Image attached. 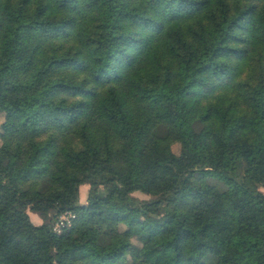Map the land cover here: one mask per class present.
<instances>
[{
    "label": "trees",
    "instance_id": "16d2710c",
    "mask_svg": "<svg viewBox=\"0 0 264 264\" xmlns=\"http://www.w3.org/2000/svg\"><path fill=\"white\" fill-rule=\"evenodd\" d=\"M0 115V264H264V0H0Z\"/></svg>",
    "mask_w": 264,
    "mask_h": 264
},
{
    "label": "rangeland",
    "instance_id": "374dc122",
    "mask_svg": "<svg viewBox=\"0 0 264 264\" xmlns=\"http://www.w3.org/2000/svg\"><path fill=\"white\" fill-rule=\"evenodd\" d=\"M3 118H4V115H0V123H1V121L3 120ZM9 118L12 119L13 121H16V122H20V121L22 120L21 115H20L19 113H16V112L11 113V114L9 115ZM118 140H119V139H118L117 136H113V137H111V141H112L113 143H117ZM172 149H173L174 151H177V150H178V145H177L176 143L173 144V145H172ZM87 195H88V186H86V185H82V186H80V188H79V201H80L81 203H85V202H86ZM137 195H139L140 197H143V196L140 195V194H137ZM30 218H31V220H32L33 222H38V218H37V216H35V214L30 213Z\"/></svg>",
    "mask_w": 264,
    "mask_h": 264
},
{
    "label": "built area",
    "instance_id": "2783aa9c",
    "mask_svg": "<svg viewBox=\"0 0 264 264\" xmlns=\"http://www.w3.org/2000/svg\"><path fill=\"white\" fill-rule=\"evenodd\" d=\"M75 218V214L73 211H64L63 213H61L55 224H54V231H56L57 233H60L63 229V227L65 226H70L72 223V220Z\"/></svg>",
    "mask_w": 264,
    "mask_h": 264
}]
</instances>
